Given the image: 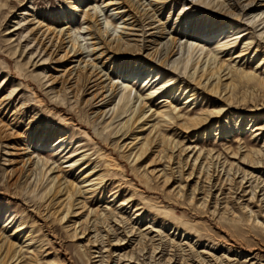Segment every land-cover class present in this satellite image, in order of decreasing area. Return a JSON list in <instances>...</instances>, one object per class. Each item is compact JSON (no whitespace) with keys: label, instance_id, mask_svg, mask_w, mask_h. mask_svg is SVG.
I'll return each mask as SVG.
<instances>
[{"label":"rangeland","instance_id":"rangeland-1","mask_svg":"<svg viewBox=\"0 0 264 264\" xmlns=\"http://www.w3.org/2000/svg\"><path fill=\"white\" fill-rule=\"evenodd\" d=\"M64 1L0 0V90L1 95L14 90L12 97L15 106L22 104V110H27L25 120L28 115L36 118L34 126L37 129L45 130L47 127L52 135L57 131V135L51 136L49 141H54L62 129L66 132L67 139L61 148H50L49 141L40 146L38 137L34 139V155L39 153L40 156L47 157L49 167H55L56 170L59 165L66 170L69 168L68 164L77 160L80 154L91 158L88 165H76L71 172L64 173L68 180L81 188L82 196L73 194L72 197L76 201L85 202V207L80 215L72 218L69 214L66 215L65 208L63 213L54 214L52 206H46L48 200L44 198L46 190L50 187L47 181L43 188L39 187L30 194L16 187H7L2 173L6 151L2 143L1 237H8L17 244L25 264H109L96 261L98 257L93 256L99 252H93L89 240L101 243L98 248L104 251L106 247L101 240L106 234L104 230L112 225L108 221L115 219L118 225L111 226L110 229L115 227L113 232L119 237L127 234L130 225H133L140 235L145 232L147 225L156 230L151 233L156 235L154 241L139 237L137 242L122 249L120 252H125L132 259L123 260L121 264H164L165 261L166 264L169 259H174L179 264H198L190 260V250L199 253L201 258L205 256L204 260L215 257L222 264H264V201L260 203L253 199L254 191L251 192L257 183H245L244 187L239 188L237 182L241 176L232 178L234 170L224 174L222 171L216 175V170L221 167L217 168L211 163L216 160L225 161L227 164L236 163L238 158L244 156L247 160L253 159L255 155L245 154L249 149L259 150L262 155L264 131H258L256 128L264 125V87L238 74L233 76L232 92L227 90L216 94L205 91L201 93L202 90H198L196 96L190 97L189 100L185 97V91L187 94L190 89L196 87V82L191 79L190 74L195 69L199 70L203 65H207L209 57V62L214 58L215 65L223 62L224 68L252 71L264 80V64L258 65L259 58L264 54V7L257 6L253 14L242 15L239 21L233 22L235 26L225 30L221 36L210 35L203 38L205 41H200V36H181L177 39V44L182 48L169 61L167 67L162 68L155 59V62L148 61L146 67H138L140 74L136 78L133 75L127 78L125 75L122 78L124 68L128 73L135 71V62L125 63L126 67L124 63L123 66H116L121 77H115L113 80H117L121 86L127 84L125 91L132 90L131 98L135 97L130 104L124 105L114 118H108L109 112L105 122L100 120L94 123V118L81 100L77 102L68 96H56V89H59L60 84H56L55 89H50V82L44 78V73L51 72L48 63L43 61L42 55L34 54L36 46L29 38L28 30L31 25L26 23V19L34 16L40 20L43 17L48 19L61 10L69 11V4L74 0H69V3ZM101 1L81 2L79 10L72 17L71 32L73 36H79L81 44L87 45V42H90L89 39L83 40L88 36L83 33L86 31V24L82 18V10L89 9L93 13L97 10L99 22L110 32H119L123 25L111 7H104ZM222 1L225 4L228 0L169 2L161 10L160 16L167 26L166 34L160 43L163 51L170 43L171 30L175 26L182 32L189 33L188 30H193L198 35L215 27L217 29L220 21L225 18L224 13H215L222 8ZM220 11L227 13L224 8ZM234 11L236 13L239 10ZM239 13L242 14L240 11ZM105 19L109 21L108 25H105ZM251 21H254V24ZM118 32L114 31L113 34ZM189 43L198 46L192 52L186 67L185 61L182 63L181 60L186 56ZM248 43L250 53L244 58H234L238 52L246 49ZM200 45H203L202 49ZM208 51L209 57L204 55ZM173 61L177 64L174 69L171 67ZM153 66H156L154 71L145 78ZM157 67H161L158 76L154 75ZM164 78L170 81L169 87L174 85L181 90L173 89L164 95L160 93L163 88H160L158 92L150 94L154 88L163 85L161 80ZM168 86L165 89H168ZM227 96L230 103L224 99ZM81 97L82 95H79V98ZM177 97L178 100L175 99ZM140 98H149L153 101V109L169 114L157 115L146 125H156V142L159 144L155 146L154 142H149L142 156L136 159L138 145L130 152L123 149L122 144L130 140L128 137L131 132L126 122L132 116ZM222 108L223 112L219 114ZM240 111L245 113L240 117L234 115ZM209 113L214 116L209 125L197 127V120ZM254 113L257 116L252 118ZM150 129H144L142 137L148 135ZM153 131L149 133V139ZM238 146L241 151L235 155L233 153ZM185 147L194 149L187 153L182 151ZM199 152L202 157L201 164L197 170L196 166L192 170L193 158ZM37 157L35 156V160ZM93 166H96L98 171L90 180L82 181L81 173ZM79 167L83 168L82 172ZM232 167H238L242 171L248 169L246 166L235 164ZM254 174L264 182L262 169L254 170ZM88 196L89 198L85 199ZM124 201L128 204L120 205ZM89 210L92 215H88ZM93 219L95 230L93 229L86 238H79ZM19 220L23 222L24 228L20 232V239H16L13 229L17 227ZM23 233L25 236L28 234L29 240L22 237ZM177 243L181 245L173 246ZM106 253L102 254L106 256Z\"/></svg>","mask_w":264,"mask_h":264},{"label":"bare ground","instance_id":"bare-ground-1","mask_svg":"<svg viewBox=\"0 0 264 264\" xmlns=\"http://www.w3.org/2000/svg\"><path fill=\"white\" fill-rule=\"evenodd\" d=\"M65 1L66 3L71 2L69 0ZM83 1L85 0L72 1V3L69 4V11H66L65 9L61 10L58 14H53L52 16H49L50 18L47 17L48 19L43 17V19L40 20L38 18L36 19V16H34L33 18L26 19V23L31 25L28 32L30 40L34 46H36L34 54L37 53L38 55H42V57H44L43 61L48 63V69L51 71L50 73H44V78H47L50 82V89H55V85L60 84L59 89H56V96H68L77 102L81 100V102H83V104L88 108L87 110L90 111L89 114L94 118V123L100 120L105 122L106 116L109 112L110 114L108 118H114L117 116L119 110L124 105L130 104L135 97L131 98L132 90H128L127 92L125 91L128 88L127 84L121 86L117 80H113L115 77H121V73H118L115 68L116 66L118 67L124 63V67H126L127 64L135 62V71L128 73V71H125L126 68H124L122 78H124L125 75H127L126 78L129 75H133V77L136 78L138 74H140V70H137V68L147 65L148 61L152 62L155 59L159 61H157V64L163 68L166 65L168 66L169 61L176 54H178L182 48L179 44H177V39L181 36L195 38L200 36V41H205L203 38L210 35H215L217 37L221 36L225 30H229L235 26V23L233 22L239 21L242 15L253 14V11L257 10V6L264 7V0H228L225 4H223L224 2L222 1V8L215 13L220 15H223L224 13L225 18L220 21V26L217 29L215 27V29H209L207 31L204 30L206 31H203L204 34L201 33V35H198L194 33L193 30H188L189 33L182 32L181 29H178V26H175L174 29L171 28L170 43L165 48L166 50L163 51L164 48H161L160 43L161 39L166 34L167 26L166 22L162 21L160 17L162 13L161 10L172 0H143L142 2L141 0H102L101 3L104 4V7H111V10L114 11L113 13L116 16L118 15L121 19L123 25L119 32L117 30L110 32L107 28L103 27L102 23L99 22L97 10H95L94 13L89 11V9H85L84 11L82 10V18L86 24V31L83 33L88 36V38H83V40H90V42H87V45L81 44L79 36H73L70 28L73 21L72 17L75 16L79 10L81 2L83 3ZM144 2L145 4H143ZM223 8L227 11V13H220V10ZM234 10H239L242 14H240L239 11L235 13ZM30 15L33 16L35 14ZM104 22L105 25L109 24L107 19H105ZM251 22L254 24V21ZM114 31L118 33L113 34ZM167 34H169V32ZM235 34H237V32ZM190 44L191 43H189V45ZM197 46L198 45H190L187 47L186 56L181 60L182 63L185 61L184 66H186L188 59L191 58V54ZM248 46L249 43L246 44V49L238 52L234 58H244L247 53L249 54L251 48ZM202 47L203 45H200V49H202ZM209 52L210 51L204 53V55L208 56L210 54ZM207 60L210 61V57L207 58ZM213 60L214 58L211 62L208 61L207 65H203L199 70L195 69L190 74L191 79L196 82V87L190 89L187 94L185 91V97H187L188 100L190 97L196 96L198 90H202L200 91L201 93L205 91L216 94H220L221 92H225L227 90V92H232L233 87H231V85L233 82V76H238V74L251 81H256L259 85L264 87V80L258 74H255L252 71L244 72L242 68L241 71L236 68L227 69L223 67V62L218 64L216 63L215 65V61ZM261 64H264V54L259 58L258 65ZM176 65V62L173 61L171 67L174 69ZM154 67L156 66H153L152 69L150 68L149 73L145 76V78H148L150 73L154 71ZM161 67H157L158 69L155 70L154 75L158 76L161 73V69H159ZM161 81L163 82V85L161 87L154 88L150 94L153 95L158 92V89L160 88H163L160 93L164 95H166L167 92H171L173 89L177 91L180 89V87H175L174 85L169 87L168 85L170 84V81L166 78ZM167 86L169 88L165 89ZM184 89L185 88H183V90ZM13 92L14 90H10L7 94L1 95L0 90V145L4 143V148L6 149L4 152L5 164H3L2 168V173L4 174L3 181L8 185L7 187H16L21 191L23 190L27 194L38 190L39 187L43 188V184L47 181V183L50 184V187L46 190L44 195V198L48 200L46 206H52L54 214L57 212L63 213L65 208L66 215L69 214L71 218L80 215V213L84 210L85 202L76 201V199L72 196L73 194L81 195V188L76 186L73 181L68 180L64 173L71 172L72 168L76 165H88L91 158L80 154V157H78L77 160L68 164V169L64 170L65 167L58 165L55 170V167H49V160L47 157L40 156L39 153L34 155V152L36 151L34 139L38 137L39 145L42 146L46 143V141H49L51 136H55L57 131L52 135V133L46 129L47 127L45 130H41L39 128L37 129L34 126L36 118L33 115H28L25 120L27 110H22V108H24L22 104L18 107L15 106L16 103L14 104V97H12ZM79 95H82V97L79 98ZM116 98L117 103H115ZM175 99L178 100V97ZM224 99L228 103L231 102L228 100V96ZM152 103L153 101L149 98H140L139 103L132 112V116L126 122L131 134L128 137L130 140L128 142L124 141L122 148L131 152V150L138 145L136 159L142 156L144 153L143 150L148 147L149 142H154L155 146L159 144V142H156V139H158L156 133L158 131L155 128L156 125L152 124V127H149V125L147 127L146 125L149 124L157 115L161 114L166 116V114H169L164 113L162 110L157 111L156 109H153ZM223 109L224 108L219 110V114L223 112ZM244 113L245 112L240 111V113H234V115L240 117ZM254 116H257V114L254 113L252 118ZM213 117L214 116L209 113L201 119L199 118L200 120H197V127L208 126ZM144 129H150L149 133L154 130V133L151 135V139H149V133L148 135H144L142 137L141 134L143 133L142 131H145ZM256 130L261 132L264 131V125L257 127ZM66 139V132L62 129L61 134H59L54 141L48 142V146L54 149L61 148ZM54 142H56V144H54ZM193 149L194 147H185L182 151H187V153H189L192 152ZM240 151L241 148L238 146L236 152L233 154L237 155ZM259 153V150L255 151L249 149L245 154L255 155V157H252L253 159L247 160L246 156H244L242 158H238L236 163L232 162L231 164H227L225 161L220 162L216 159H214L216 160L215 162L211 161V163L215 164L214 166H217V168L221 167L220 170H216V175L222 171L224 174L225 172L229 173V171L234 170L232 178L236 179L241 176L240 180L237 182L239 184V188L244 187L245 183L250 182L251 184L256 182L257 185L254 187L255 189L252 188L251 190V192L254 191L252 198L262 203L264 201V182L255 174L253 175L254 170L262 169L264 172V151L262 155ZM194 154L195 152L193 155ZM35 156H38L36 160ZM187 161L188 160H186V162ZM201 161L202 157H200L199 152L198 155L193 158V163L191 164L192 170L195 166L197 167L195 170H197ZM234 164L242 165L244 167L246 166L248 169L242 171V169L238 167H232ZM78 169L80 172L83 170L82 167H79ZM97 171L96 166H93L90 170H84L81 173L83 174L81 177V179H83L82 181L90 180V177ZM190 175H192V173H190ZM88 198L89 196L85 199ZM126 204H128V202L124 201L121 202L120 205ZM91 212L92 211L89 210L88 215L91 214ZM69 221H71V219ZM93 221L94 219L89 221L90 226L84 228V231L81 233L79 238H86L91 232H93V229L95 230L93 227ZM18 222L17 227L13 229V234L16 233L14 237L16 239H20V232L24 228L23 222L21 220ZM108 223H111L112 225H110L106 231L104 230L106 234L101 239L102 244L106 247L104 251H101L98 248V245L101 243H96L95 240H89V244L92 246V250H94L93 252H99V254L93 256L98 257V260L96 261L109 262V264H121L123 263V260H131L132 257H128L125 252L120 251L134 244L139 237L153 240L156 236L151 235V233L156 230H154L150 225H147L144 228L145 232L142 233V235H140L138 231H135L133 225H130L127 229L128 231H126L127 234L124 237H119L115 232H113L115 227L113 230L110 229L111 226L113 227L118 225L116 220H110ZM70 226H72V224H70ZM73 227L75 226L73 225ZM24 234L25 233H23L22 237L29 240L28 234H26V236ZM14 243L15 242H12V239L5 236L1 237L0 235V264H25L20 253V248L18 246L16 247L17 244L15 245ZM177 245L180 246L181 243H177L173 246L178 247ZM97 248L98 251H96ZM103 252H107L106 256L102 254ZM201 252L204 253V251ZM190 255H192L190 260L194 261L193 263L222 264V262L215 257L212 259L206 258V260H204L205 256L204 258H201V255L195 251L190 250ZM105 257L107 260H103ZM167 261L168 262L166 264H179L174 259H169Z\"/></svg>","mask_w":264,"mask_h":264}]
</instances>
